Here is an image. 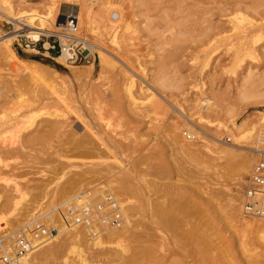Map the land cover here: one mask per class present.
Segmentation results:
<instances>
[{
  "label": "rangeland",
  "instance_id": "rangeland-1",
  "mask_svg": "<svg viewBox=\"0 0 264 264\" xmlns=\"http://www.w3.org/2000/svg\"><path fill=\"white\" fill-rule=\"evenodd\" d=\"M10 1L15 17H47L46 31L74 14L95 49L63 66L11 39L17 61L0 56V237L9 243L35 220L60 226L58 207L108 191L128 225L82 229L89 264H264V233L239 226L258 223L242 216L240 196L264 134V0H237L236 12V0ZM83 7L97 22L86 25ZM120 14L128 29L114 28ZM8 21L0 16V36ZM251 130V143L240 139ZM243 156L245 173L235 167ZM60 229L28 264H84L75 234Z\"/></svg>",
  "mask_w": 264,
  "mask_h": 264
},
{
  "label": "built area",
  "instance_id": "built-area-1",
  "mask_svg": "<svg viewBox=\"0 0 264 264\" xmlns=\"http://www.w3.org/2000/svg\"><path fill=\"white\" fill-rule=\"evenodd\" d=\"M111 17L116 19L117 14L113 12ZM56 27L58 31L38 34L39 36L35 39L28 33V26L19 19H15L10 23L6 34L12 36V43L19 49L40 45L43 49L55 51L56 56L62 57L64 62L71 65L88 62L93 57L95 44L87 36L79 34L77 16L67 15ZM254 152V162L241 189V214L246 218L264 221V134ZM77 195L63 208L56 209L59 224L65 229L92 230L93 227L101 229L123 227L126 220L122 207L111 193L104 191L99 195H90L82 192ZM29 225L30 228L22 229L14 234L9 243L4 241V237H0V264H17L34 249L54 239L60 231L57 225L52 223L44 225L37 220Z\"/></svg>",
  "mask_w": 264,
  "mask_h": 264
},
{
  "label": "bare ground",
  "instance_id": "bare-ground-1",
  "mask_svg": "<svg viewBox=\"0 0 264 264\" xmlns=\"http://www.w3.org/2000/svg\"><path fill=\"white\" fill-rule=\"evenodd\" d=\"M17 1V0H16ZM240 1V0H239ZM238 1V2H239ZM244 1V0H243ZM242 1V2H243ZM53 2H54V0H50V4L51 5H53ZM109 1H107V3L105 2L104 4H103V9L104 10H109V8H111L112 6H113V8L114 7H116V6H114V4H109L108 3ZM234 3L232 4V5H234L233 6V10L232 11H237V10H239V8H240V6H238L239 4H238V2H237V0L236 1H233ZM32 3V2H31ZM231 3V2H230ZM229 3V4H230ZM49 4V5H50ZM228 4V5H229ZM236 4H238V5H236ZM33 7L34 8H36L37 7V5L35 4V2H33ZM36 5V6H35ZM40 5V4H39ZM47 6V7H45V10L46 11H48V13L47 14H49V12L51 13V11H52V9H53V7L52 6ZM84 5V4H83ZM111 5V6H110ZM226 5H227V2H226ZM16 6V5H15ZM45 6V5H44ZM44 6H42V7H44ZM87 6V5H86ZM89 6V5H88ZM87 6V7H88ZM101 7V6H100ZM217 8H219V7H217ZM66 9V8H65ZM83 11H82V13L84 14V16H85V22H86V25L87 26H90L91 24H93V23H95V22H97V19H98V17H96L94 14L92 15L91 14V9H85L84 7H83ZM221 9V8H220ZM241 9V8H240ZM16 9L14 8V6H13V4L11 3V1L10 0H1V2H0V16H4L5 18H7L9 21V23H11L13 20H15L16 18H18V17H21L20 19H19V21L20 22H22L24 25H26V26H28V29H29V31H28V33H30L31 35H33V37L36 39L39 35L38 34H46V24H45V20L47 19V17H45V16H43V15H39V14H37V13H30V12H24V13H22V14H20V15H18V17H15V16H13V14H15L16 13ZM33 11H35V10H33ZM67 12V11H66ZM99 12V11H98ZM104 12V11H103ZM106 12V11H105ZM66 15H68V12L67 13H59L58 15H56L57 17V20H56V22H57V24H56V26H58V23L59 22H62L64 19H65V17H66ZM121 15V14H120ZM2 19V18H1ZM36 19H39V21H38V23L37 24H34L33 23V21H35ZM230 21V20H229ZM241 21H243V19H242V17L241 16H234L232 19H231V22L234 24L233 25V28H238L239 27V25L241 24ZM119 23H117V24H115L114 25V28H119V30H120V28L121 27H124V28H126V29H128L129 27H130V25H129V23H125L124 21H123V19H122V15H121V19L118 21ZM79 24V23H78ZM113 24V23H112ZM245 24V23H244ZM96 25V24H95ZM93 26L92 28H91V30L92 31H96L97 29H98V27H96V26ZM247 25V24H246ZM55 26V27H56ZM241 26V25H240ZM248 26V25H247ZM260 26V25H259ZM57 28V27H56ZM97 28V29H96ZM119 30H115L116 32H115V34H114V37L115 38H117V35H118V31ZM243 30V29H242ZM56 31V30H55ZM114 31V30H113ZM232 31V30H231ZM241 31V30H240ZM97 32H99V31H97ZM215 32V31H214ZM216 33V32H215ZM244 33V32H243ZM217 34V33H216ZM231 34V33H230ZM254 34V33H253ZM253 36V35H252ZM254 37V36H253ZM252 37V38H253ZM12 39V36H8V34H6V33H4V34H1V36H0V56L1 57H4L5 58V60H8V61H10V62H16L17 61V59L14 57V55H13V53H12V51L10 50V43H9V41ZM259 39V38H258ZM5 40V41H4ZM214 40H215V38H214ZM216 42V41H215ZM32 48V47H31ZM33 50V49H32ZM34 51V50H33ZM36 51V50H35ZM46 54H44V56H45ZM3 59V58H2ZM56 63H59V64H61V65H65V63L66 62H64V60L62 59V57H60V56H57V57H53L52 58ZM67 64V63H66ZM104 65V64H103ZM70 66V65H69ZM69 66H67V67H69ZM66 67V66H65ZM70 67H78V66H70ZM85 67H88V69H92L93 68V65L92 64H89V65H86ZM39 68V67H38ZM37 68V69H38ZM40 69H42V68H40ZM70 71V70H69ZM56 74V73H55ZM253 129V128H252ZM263 134H261V136H262ZM188 138H190L189 136H188ZM241 138H243L244 140H247V142H249V143H251L252 141H253V132H252V130L251 131H249V132H245V133H242V135H241V137H240V139ZM242 140V139H241ZM249 140V141H248ZM179 141V140H178ZM258 143H259V140H258ZM179 146H180V148L182 147V144H179ZM223 150H225V149H223ZM256 150V149H255ZM254 150V151H255ZM225 152V151H224ZM227 153V152H226ZM227 154H229V155H233V154H231V152L230 153H227ZM229 157V156H228ZM237 160V159H236ZM239 171H241V173H245L247 170H248V167H249V158H247V157H239L238 158V160H237V164H236V166H235ZM123 183V182H122ZM122 187V186H121ZM121 187H117L116 189L117 190H121ZM15 188V187H14ZM17 189V188H16ZM123 189V188H122ZM87 190H89V189H87ZM86 190V191H87ZM98 192H100V191H98ZM16 193V192H15ZM82 193V192H81ZM89 193V192H88ZM79 194V193H78ZM98 194V193H97ZM25 196V195H24ZM74 196V195H73ZM72 196V197H73ZM78 195H76V197H77ZM75 197V196H74ZM71 199V198H70ZM67 202V201H66ZM62 204V203H61ZM233 205V204H232ZM59 206H61V205H59ZM231 206V205H230ZM61 207H63V206H61ZM228 207H229V204H228ZM179 208V207H178ZM230 208V207H229ZM50 211V210H49ZM234 212V211H233ZM232 212V213H233ZM232 213H231V215H232ZM48 214V213H47ZM237 214V213H236ZM234 215H235V213H234ZM228 216H230V215H228ZM58 216H56V218H57ZM48 218H49V216H48ZM125 218V217H124ZM230 218H231V216H230ZM237 218H239V217H237ZM237 218H236V222L237 221H239V220H237ZM55 219V218H54ZM233 219V218H232ZM240 219V218H239ZM126 220V223H127V225H128V221L129 220H127V219H125ZM242 220L240 219V223H239V226L241 225V227L242 228H244V229H246V228H254V230L256 229V232H257V230H258V232H259V234H263L264 233V226H262V225H264V221H262V220H260L259 221V219H258V223H260V224H262L261 226H257V224L255 225H253L252 224V222L250 223V222H247V220L246 221H242ZM51 222V221H50ZM49 222V223H50ZM53 222H57L56 220L55 221H53ZM29 223V221L27 222V224ZM46 223H48L47 221H46ZM48 223V224H49ZM255 223H256V221H255ZM47 224V225H48ZM130 224V223H129ZM57 225V224H56ZM126 225V224H125ZM126 225V226H127ZM201 225V224H200ZM238 225V224H237ZM235 226V225H234ZM59 228H64V227H61V225L59 226ZM238 228V227H237ZM73 229V228H72ZM69 229L68 231H67V229H65L66 230V234H67V232H72L73 234H75L74 235V240L72 241V250L73 249H77V255L79 256V259L81 260V261H83L84 262V264H89L86 260H85V257H84V255H83V253L81 252V250H80V248H79V246H80V244H81V237H80V234H79V232L81 231L82 232V229H78V228H76V229ZM95 229H96V227H95ZM109 229V228H108ZM107 228L105 229L106 231H108V233L111 235L112 233H114V232H111V230L109 229L108 230ZM119 229H121V228H119ZM96 230H99V232L101 231L99 228L98 229H96ZM104 230V231H105ZM117 230V229H116ZM249 230H251V229H249ZM88 231V230H87ZM86 231V232H87ZM90 231V230H89ZM88 231V232H89ZM93 231V230H92ZM63 230H61L60 229V231H59V233H58V235L57 236H55L54 237V240H57L58 239V237L59 236H61L63 233ZM257 232V233H258ZM12 233V232H11ZM98 231L96 232H93V233H91V236H90V239H91V241H92V243L91 244H93L94 246H100L101 244H102V240H101V236H102V234H101V236H100V234L98 233ZM101 233V232H100ZM9 234V233H8ZM8 234H7V236H8ZM87 234V233H86ZM10 235V234H9ZM109 235V236H110ZM120 235V234H119ZM7 236H3V237H7ZM103 236H105L104 234H103ZM121 236V235H120ZM83 238V237H82ZM5 240V239H4ZM47 243H49V242H47ZM46 243V244H47ZM43 245V244H42ZM123 245L124 244H122V242L121 241H119V240H116V245L115 246H117V247H121V248H123ZM44 246V245H43ZM43 246H41V247H43ZM93 246V247H94ZM103 246V245H102ZM79 248V249H78ZM120 248V249H121ZM125 248V247H124ZM123 248V249H124ZM38 249H40V246H39V248H37L36 250L34 249L30 254H28L27 256H25V257H23L22 259H20L19 261H18V263L17 264H28L29 262H28V259H29V256L30 255H32L33 253H35ZM122 249V250H123ZM150 251V250H149ZM72 252H76V250L74 251H72ZM140 254H142L141 252H139ZM144 254H142V256H143ZM141 256V255H140ZM145 256V255H144ZM147 256V255H146ZM133 257H135V256H133ZM137 257H139V256H137ZM132 258V257H131ZM138 259H141V258H138ZM146 259V258H145ZM130 261L132 260V259H129ZM135 261H136V259H135ZM132 262V261H131ZM130 262V263H131ZM137 262V261H136ZM136 262H135V264H136ZM83 264V263H82ZM125 264V263H124ZM126 264H128V263H126ZM133 264H134V262H133Z\"/></svg>",
  "mask_w": 264,
  "mask_h": 264
},
{
  "label": "crops",
  "instance_id": "crops-1",
  "mask_svg": "<svg viewBox=\"0 0 264 264\" xmlns=\"http://www.w3.org/2000/svg\"><path fill=\"white\" fill-rule=\"evenodd\" d=\"M43 46H44V48H46V45H45V44H44ZM39 47H40V49L45 50V52L43 53V55H44V54H47V56H49V57H54V56H56V53H55V54L52 53V52H55V51H53V50H46V49H43L40 45H39ZM52 54H53V56H51Z\"/></svg>",
  "mask_w": 264,
  "mask_h": 264
}]
</instances>
